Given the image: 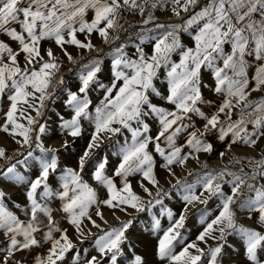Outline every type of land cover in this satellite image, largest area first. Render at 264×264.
I'll list each match as a JSON object with an SVG mask.
<instances>
[{
	"label": "snow or ice",
	"instance_id": "obj_1",
	"mask_svg": "<svg viewBox=\"0 0 264 264\" xmlns=\"http://www.w3.org/2000/svg\"><path fill=\"white\" fill-rule=\"evenodd\" d=\"M170 2L172 14L180 18V23L156 22L154 10L169 0H0V101H8L6 109H0V131L21 147L31 149L34 145L38 150L33 179L17 170L19 160L0 170V179L26 186L28 202L23 208L27 219L22 220L6 205L5 192L0 189V235L4 237L0 264H25L16 259V253L44 244L48 245L46 252L34 256L32 264H65L70 252L71 264H147L128 240L129 229L135 231L134 219L101 229L90 212L94 208L95 215L107 224L101 205L125 215H131L129 209L145 213L161 206L150 223L157 264H226L230 241L231 246L242 250L244 264H264V184L255 183L258 176L264 179V159L248 161L251 175L225 169L196 173L194 184L177 178L173 187L183 193V208L178 215L164 207L159 198L160 181L155 172L157 155L169 175L175 177L173 166L184 167L190 158L198 159L196 154L211 153L210 135L221 142L230 140L229 148L237 143L252 147L264 137V96L249 98L253 92H264V0ZM124 10L141 17V27L135 33L138 43L133 44L131 54L128 43L116 44L124 30L118 19ZM89 11L93 13L90 22L85 19ZM182 12L186 17L181 16ZM94 32L104 43L115 44L107 53L111 79L104 83L100 79L103 60L89 57L77 70V90L61 88L66 92L62 103L70 118L56 113L54 123L71 138L64 139L61 147L67 148L71 141L82 137L84 121L92 128L75 165L65 166L59 150L43 142L49 131L46 102L55 99L56 87L64 84V78L52 48H44L42 54V47L45 42L54 43L69 62L76 63L66 46L98 51L91 42ZM78 34H84L85 40ZM184 34L190 44L183 42ZM146 45H150V52L145 51ZM161 70L166 94L156 86ZM205 73L211 77L208 84ZM205 88L215 94L212 99L204 95ZM97 90L102 96L93 104L90 93ZM154 97L169 107L155 103ZM149 120L155 122V134ZM115 136L122 140L117 142V162L110 167L107 156L94 153ZM27 155L31 157L32 152ZM0 158L10 159L2 147ZM86 169L90 179L106 190V199L100 200L97 188L84 178ZM136 175L141 177L139 186L151 199L146 201L133 190L130 178ZM225 184L231 185L228 192ZM197 188L201 189L199 194ZM152 189H156L155 196ZM245 190L249 195L239 200ZM54 200L60 202V211L81 243L86 231L92 235L91 229L82 228L85 220L100 229L94 240L99 258H89L87 249H76L68 230L61 228L53 216L50 205ZM213 202L215 208L210 209ZM197 204L204 206L197 214L202 230L195 241L186 242L187 213ZM241 210L247 211V218L255 226L239 223ZM162 217L167 220L166 226ZM81 251L85 253L83 258Z\"/></svg>",
	"mask_w": 264,
	"mask_h": 264
},
{
	"label": "rangeland",
	"instance_id": "obj_2",
	"mask_svg": "<svg viewBox=\"0 0 264 264\" xmlns=\"http://www.w3.org/2000/svg\"><path fill=\"white\" fill-rule=\"evenodd\" d=\"M172 4L169 0V3L165 6L158 7L154 10V15L156 17V22L158 23H180V18L176 17L172 14L171 11ZM187 14L181 13V16L186 17ZM93 17V13L91 11L88 12L87 16L85 17L86 20L89 22ZM119 22L123 25L124 30H122L120 35V40L116 41V44L120 42H126L129 44L128 51L131 54L134 51L133 44L138 43L135 39V33L139 31L141 27L140 21L141 17L139 13H133L131 11L124 10L121 12L120 16L118 17ZM111 36H115L116 33L110 32ZM131 37V40L129 38ZM78 38L82 41L85 40L84 34H78ZM183 42L185 44H190V38L187 34H184ZM91 42L95 45V48L98 51H87L81 50L76 48L75 46L67 45V51L72 54L73 58L75 59L76 63H71L68 61L66 56L64 55L63 51L56 46L54 43L45 42L42 47V54H44L43 49L47 47H51L54 53V56L62 65L61 75L64 78V84H58L56 87V97L53 101L46 102V109H45V118L48 122V133L43 137V142L46 147L56 148L59 150V158L63 165L65 166H74L76 159L82 153V151L87 146L88 140L90 139V133L92 131L91 125L88 124L87 121H84V132L82 137L76 138L74 141H71L67 148L61 147V142L66 139L67 137L64 136L62 131L58 127V123H54L57 121L56 113H61L65 116V118H70V113L63 105V100L66 99V92L60 91L61 88L68 89L70 88L72 91H76L78 87V79H77V70L80 67V64L87 60L89 57H100L103 60V72L100 76V79L104 83H109L111 76L109 72L110 67V58L107 55L108 51L111 47H114L115 44H106L103 42L102 38L99 37L98 33H93L91 35ZM145 51L150 52L151 47L150 45L145 46ZM47 58V57H45ZM174 60H178L177 56L173 57ZM21 64L23 65V57L20 59ZM205 83L208 84L211 82V77L205 73L204 76ZM156 86L161 92L166 94V79L163 70H161L160 79L156 81ZM204 95L212 99L215 94L210 92L207 88L204 89ZM102 96V93L97 90L90 93V98L93 101V104H97ZM264 96V92H253L252 95L249 97L250 99H259ZM154 102L161 104L165 107H169L164 103V101L160 100L158 97H154ZM216 99H219L216 97ZM8 104L7 99L5 98L3 101H0V109H6ZM207 107V106H206ZM34 115V113H33ZM3 112L0 111V124L3 123ZM235 118V117H234ZM199 120V118H197ZM153 129V134L156 131V125L154 121H148ZM201 124L197 123V127H200ZM55 130V131H53ZM70 139L71 138H67ZM208 139L211 140L213 143V151L211 153H199L198 159L190 158L184 167H180L178 165L173 166L174 171L176 173L175 177L169 175L167 169H165L162 164L163 160L158 155L156 156V177L160 181V189H161V196L159 197L163 201V205L166 208H171L177 215L183 208V201L181 200V196L183 195L182 191H179L177 188H174L173 185L176 184V179L179 178L181 180H187L188 183L194 184L196 182L197 176L196 173H203L205 171H221L228 169L231 172L237 175H243V173H248L251 175L252 168L248 166V161L250 159L254 160H261L264 159V137H261L257 143L249 147L242 143L232 144L231 147H228L230 140H225L223 142L215 139L214 136L210 135ZM122 137L115 136L111 139H107L104 141V144L101 148L97 149L94 153V156H98L103 154L109 158L110 167L114 166L117 162V157L115 155L118 144L117 142L121 141ZM0 147L6 150V153L10 159H2L0 158V170H3L6 165L10 162H15L17 160L20 163L17 165V170L21 172L22 175H25L28 179H33L36 174V169L34 167L38 166L37 164V155L38 150L33 145L31 149L28 146L21 147L20 145L16 144L13 138L3 132L0 131ZM31 151L32 156L29 157L27 153ZM223 152L224 155L221 157L220 153ZM23 154V155H21ZM239 159L241 160L240 164L235 163V161ZM243 168V172L241 169ZM193 173L192 176H189L188 173ZM86 180L93 187L97 188L98 198L100 200L107 198L106 190L97 186L91 179L89 170L86 169L85 177ZM141 177L139 175L133 176L130 178L133 190L143 196L145 200L151 199L147 197V195L143 192L141 187L139 186L138 181H140ZM225 179L230 180V177H225ZM118 182V181H117ZM223 183L222 181H219ZM255 183L257 186L260 184H264V179H261L259 176L257 177ZM55 186V181H53ZM231 185L225 184L224 190L226 192L229 191ZM0 189H3L5 192V203L6 205L22 219L25 220L27 217L24 215L23 208L27 205V200L25 196L26 186L15 184L12 181H8L6 179H0ZM153 196L156 195V189H152ZM201 189L197 188V194ZM249 195L248 191L245 190L243 195L239 198V200H244ZM239 203V201H238ZM16 205L20 207L17 208ZM53 209V216L56 219L58 225L61 228H66L68 230L69 237L73 240V243L76 245V249L84 250L87 249L86 255L90 258L91 256L95 255L99 258V253L94 248V240L96 235L100 234V229H96L92 227L91 223L88 220H85L82 228L91 229L92 235H87L86 231V238L83 239V243H81L77 239V235L73 226H71L67 219L65 218V214L60 211V202L58 200H54L51 202L50 205ZM160 205H156L151 212L145 213H136L134 210L129 209L131 215H125L123 212L119 210H113L108 208L107 206L101 205L100 211L103 213L104 220L107 221V224L104 223L98 216L95 215V209H91L92 219L96 221V223L100 224L101 229H108L111 227H117L121 220H128L134 219V229H129L131 233L129 235V243L135 245V250L137 253L143 255L147 261V264H157V261L153 255L154 247L156 243L155 236H153L150 232V223H151V216L153 213L159 214ZM203 205H195L191 206L189 212L187 213V221L186 227L188 229L187 232L184 233L186 237V242H193L196 240V236L198 235L199 231L202 230L199 219L198 213L203 208ZM210 209L215 208V203H210ZM239 216V223L243 224L244 226H255L253 221L249 220L248 213L246 210H241L238 213ZM119 217V220L116 218ZM43 219V218H42ZM162 224L167 225L166 218L162 217ZM46 223V221H45ZM209 243H213L209 241ZM4 244V237L0 235V247ZM201 247H206L205 245L201 244ZM48 245L44 244L42 247L26 250L23 252L16 253L17 260H23L25 264H32L33 257L36 255H43L46 252ZM75 251V250H74ZM128 251V249H125ZM82 258L85 256V253L81 251ZM73 252L68 253L66 257L65 264H71ZM226 264H244V257L242 254V250L238 246H231L230 241V250H229V259L227 260Z\"/></svg>",
	"mask_w": 264,
	"mask_h": 264
}]
</instances>
